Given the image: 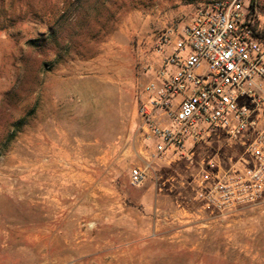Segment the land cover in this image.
<instances>
[{"label":"rangeland","instance_id":"obj_1","mask_svg":"<svg viewBox=\"0 0 264 264\" xmlns=\"http://www.w3.org/2000/svg\"><path fill=\"white\" fill-rule=\"evenodd\" d=\"M210 1L0 0V264H264V194L225 213L195 199L202 163L239 146L144 148L160 40Z\"/></svg>","mask_w":264,"mask_h":264},{"label":"built area","instance_id":"obj_2","mask_svg":"<svg viewBox=\"0 0 264 264\" xmlns=\"http://www.w3.org/2000/svg\"><path fill=\"white\" fill-rule=\"evenodd\" d=\"M157 64L140 109L148 157L192 160L212 140L237 145L228 168L202 163L195 199L217 213L256 203L264 194V15L243 0L200 4L172 42L161 38ZM148 171L133 169L132 185Z\"/></svg>","mask_w":264,"mask_h":264},{"label":"trees","instance_id":"obj_3","mask_svg":"<svg viewBox=\"0 0 264 264\" xmlns=\"http://www.w3.org/2000/svg\"><path fill=\"white\" fill-rule=\"evenodd\" d=\"M246 4L248 6V10L250 14H253L254 11L256 10V0H248Z\"/></svg>","mask_w":264,"mask_h":264},{"label":"bare ground","instance_id":"obj_4","mask_svg":"<svg viewBox=\"0 0 264 264\" xmlns=\"http://www.w3.org/2000/svg\"><path fill=\"white\" fill-rule=\"evenodd\" d=\"M101 114H102V113H101ZM101 117H102V116H101ZM104 117H106V116H103L102 118H104ZM102 118H101V119H102ZM104 119H106V118H104ZM95 120H96V119H95ZM97 121H98V120H97ZM100 122H101V124H102V121H100ZM104 122H105V120H104ZM95 123H96V122H95ZM88 125H89V124H88ZM96 125H97V124H96ZM103 125H104V124H103ZM88 128H89V126H88ZM88 128H87V129H88ZM92 128H93V127H92ZM92 128H90V129H92ZM101 128H102V127H101ZM107 128H109V127H107ZM96 129H97V128H96ZM102 129H103V128H102ZM92 130H93V129H92ZM99 130H100V129H99ZM105 130H106V129H105ZM94 131H95V128H94ZM96 131H97V130H96ZM62 132H63V131H62ZM103 132H104V130H103ZM107 132H108V130H107ZM107 132H106V133H107ZM66 133H67V132H65V134H66ZM98 133H99V131H98ZM99 134H100V133H99ZM101 134H102V133H101ZM62 135H63V134H62ZM70 136H71V135H70ZM103 136H104V135H103ZM64 137H65V136H64ZM68 137H69V136H68ZM68 137H67V138H68ZM53 138H54V137H53ZM65 138H66V137H65ZM69 139H70V138H69ZM69 139H68V140H69ZM66 141H67V140H66ZM50 142H51V141H50ZM47 143H48V142H47ZM66 143H67V142H66ZM48 146H49V144H48ZM53 146H54V145H53ZM89 152H90V151H89ZM106 152H107V151H106ZM93 154H94V153H93ZM68 173H69V172H68Z\"/></svg>","mask_w":264,"mask_h":264}]
</instances>
